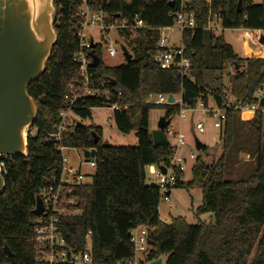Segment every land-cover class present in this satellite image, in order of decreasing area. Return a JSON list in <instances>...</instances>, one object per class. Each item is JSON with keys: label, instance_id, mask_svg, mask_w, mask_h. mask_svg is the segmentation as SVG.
Masks as SVG:
<instances>
[{"label": "trees", "instance_id": "1", "mask_svg": "<svg viewBox=\"0 0 264 264\" xmlns=\"http://www.w3.org/2000/svg\"><path fill=\"white\" fill-rule=\"evenodd\" d=\"M54 2L58 39L43 75L29 87L38 115L29 130L28 156L2 158L7 161L8 175L0 196V264H34L36 216L32 211L40 190L59 180L66 148L97 149L93 183L76 185L74 208L80 213L59 221L62 235L73 249L84 251L91 232L93 264L132 259L135 248L130 233L142 225L152 229L148 261L163 257L165 264H264L263 114L243 120L239 111L230 108L220 131L221 158L209 165L199 155L189 182L184 181L185 173L177 174L175 188L201 189L203 201L197 214L212 213V222L190 224L180 216L170 222L162 220L161 191L156 183H147L146 173L149 166L168 165L172 155L171 145H154L151 109L165 108L167 118L180 111L178 103L150 104L152 95L181 94L191 106L201 97L212 98L219 105H227L231 99L233 106L255 102V93L264 84V59L239 58L224 36L208 29V24L217 14L224 29H264V0L260 4L253 0H190L184 11L194 13L196 26L182 32L191 61L185 76L177 69L161 68L155 58L159 28L174 24L170 14L181 9L180 0H110L105 6L110 21L118 14L131 23L139 17L145 27L121 31L133 54L128 63L107 66L101 61L102 47H93L100 61L90 66L92 86L109 91L110 99L86 96L72 108L65 96L81 91L83 84L79 64L73 61L80 51V0ZM114 104L119 107L113 113L117 128L123 133L136 131L137 146H106L102 128L82 122L66 126L60 138L52 137L65 125L62 113L73 110L86 119L91 118L93 108ZM241 154L254 163L242 178L239 173L234 178ZM5 245L12 257L5 253Z\"/></svg>", "mask_w": 264, "mask_h": 264}, {"label": "built area", "instance_id": "2", "mask_svg": "<svg viewBox=\"0 0 264 264\" xmlns=\"http://www.w3.org/2000/svg\"><path fill=\"white\" fill-rule=\"evenodd\" d=\"M207 1L210 2V0ZM189 2L190 0H180L181 9L178 12L170 14L174 19V24L172 26L159 28L160 33L167 28L173 29L172 27L174 25H177L182 32L186 29L195 28L196 20L194 13L184 11V7ZM108 4H110V0H80V16L82 17L78 31L80 51L73 57V61L79 64L83 84L81 91L75 93L73 96H65L66 100L70 102L71 108L79 99L86 96H98L110 99L109 91L95 89L92 86L90 66L93 63V56L95 54L91 43L92 40L95 46L102 47L103 51L102 44L96 41L93 32H98L100 34L101 42H104L106 45V50L110 56L115 57L121 54L125 59L122 47L126 46L129 50V46L126 37L121 31L145 27L143 20L139 17H136L134 23H131L128 19L122 18L121 15L118 14L110 21L109 14L105 10V6ZM215 22L219 23V15L217 14H214L213 17L211 16L208 24V29L214 32L218 29L214 27ZM253 31H255L254 36L264 48V42H260V39L264 36V29ZM113 32L120 37L118 41L121 42V44L118 47L116 46V43H118L117 40L109 42V35ZM129 51L131 52V49ZM155 58L161 68L177 69L182 76H185L191 70V61L186 55L183 43L180 45L171 44L168 36H160L158 51ZM259 58L264 59V53ZM174 97L175 102L170 103L168 101V94H155L148 99V102L152 105L178 103L180 105L179 115L183 120L187 119L188 111L193 113L200 111L203 116L212 119L214 127L219 129V131L224 128L230 108L239 111L241 113V119L243 120H250L254 118L257 113L263 114L264 117V84L257 89L255 93L256 100L252 104L238 103L233 106L234 101L231 99L227 105H219L212 98L203 99L201 97L198 99L195 106H191V104L184 102L182 95H174ZM112 107L115 109L119 108L117 104H114ZM246 112L251 113V116L244 118ZM62 116L65 119L66 112L62 113ZM195 128L198 132H204L205 124L203 122H198ZM65 129V125L59 126L58 132L53 134L52 137L57 139L60 138L62 131ZM165 134L168 140L171 136L177 138L175 144L169 141L172 153L170 163L160 166L152 165L148 168L152 174L156 175V184L161 191V198L168 200V193L177 186V174L186 173L188 157L178 155V150L186 144L185 136L181 133L177 134L171 126L165 130ZM35 135L36 130L31 133L32 137ZM27 136L29 137V131ZM190 159L195 161L197 155L190 153ZM67 161V158L64 156V167L61 171L59 180L56 183L44 186L39 193L44 206V212L40 216H36L34 220V264H93L91 232L86 236V249L80 251L69 247L62 235L59 225L61 217L80 213V210L74 208L76 205L75 193L76 185L82 184L83 176L78 174L77 177L71 179L69 174L80 173V170L77 167H67ZM82 163H84V161ZM85 163L96 167V162L93 158L87 159ZM161 167H165V173ZM0 168L3 176L6 177L8 175L6 160H0ZM151 232L152 229L145 225L138 226L131 230V242L135 248V256L132 259L119 262L118 264H148L150 261H148L146 257L150 249L149 240Z\"/></svg>", "mask_w": 264, "mask_h": 264}, {"label": "water", "instance_id": "3", "mask_svg": "<svg viewBox=\"0 0 264 264\" xmlns=\"http://www.w3.org/2000/svg\"><path fill=\"white\" fill-rule=\"evenodd\" d=\"M56 13L54 0H0V160L28 156L27 133L38 115V105L29 94V87L43 75L57 42L59 24L55 22ZM260 42H264V36ZM91 43L95 47L93 40ZM122 49L126 63L130 62L133 54L126 46ZM99 61L100 58L94 55L91 67L97 66ZM168 101L175 102L173 94L169 95ZM171 122L166 115L159 119L152 131L155 146L169 145L165 130ZM98 141L99 137H96L95 142ZM195 146L200 151L204 145L196 139ZM83 152L86 159L97 156L95 148ZM161 169L166 172L165 167ZM5 187L6 177L0 168V196ZM43 212L42 199L38 195L32 214L40 216ZM4 251L13 256L8 245ZM162 263L163 258H158L148 264Z\"/></svg>", "mask_w": 264, "mask_h": 264}, {"label": "rangeland", "instance_id": "4", "mask_svg": "<svg viewBox=\"0 0 264 264\" xmlns=\"http://www.w3.org/2000/svg\"><path fill=\"white\" fill-rule=\"evenodd\" d=\"M254 4L262 3V0H253ZM214 27L218 28L215 33L222 34L225 40L233 47L235 53L239 58L248 59L252 57H260L263 55L264 48L259 43L258 39L254 36L255 31L247 28L239 29H224L221 23H216ZM173 29L167 28L161 31V36H168L171 44L180 45L182 43V31L179 30L177 25L172 27ZM96 41L101 43L103 46V54L101 61L107 66H118L125 63V59L121 54L115 57L109 55L106 50V45L101 42L100 34L93 32ZM117 40L116 46L118 47L121 42L120 37L115 33L109 35V42ZM131 47H129V50ZM228 73L231 75L233 69L228 68ZM229 74L225 77V82H229ZM181 95V94H178ZM115 108L113 107H95L91 110V118L83 119L78 116L73 110L66 112L65 126H73L77 122H82L85 125H95L102 128V137L105 144L112 146H137L138 138L136 131L129 133L121 132L114 121L113 113ZM166 115V109L162 107L152 108L150 111V126L152 131L156 129L159 119ZM244 118H247L244 116ZM171 127L177 132L185 136L186 144L178 150L179 156L188 157V164L185 173V182H189L192 179V167L195 163L194 160L190 159V153L201 155L202 159L209 165L216 163L222 156V144L221 134L219 129L215 128L211 118L203 116L200 111L193 113L187 112V119L183 120L177 113L171 118ZM198 122L205 124V131L198 132L195 128ZM34 131V130H33ZM198 139L207 150H197L195 146V140ZM169 141L173 144L177 142L176 137H169ZM64 156L67 158V167H77L80 173H70V178H75L78 174L83 176V184H91L94 180V174L96 173V167L91 166L86 162L84 152L78 148H66L63 151ZM241 154L239 156V162L234 166V178H242L245 174V170L249 169L254 163L252 160ZM84 161V163H82ZM244 171V172H242ZM147 183H156V175L150 172L147 168ZM239 173L238 176L236 174ZM163 195V194H162ZM169 199L164 200L161 198L159 206V214L164 221L170 222L172 218L184 217L188 223H210L213 221L212 213L197 214V208L202 205L203 193L201 189L195 188L188 190L185 187L173 188L171 194L168 195ZM211 215V216H210ZM252 258V257H251Z\"/></svg>", "mask_w": 264, "mask_h": 264}, {"label": "crops", "instance_id": "5", "mask_svg": "<svg viewBox=\"0 0 264 264\" xmlns=\"http://www.w3.org/2000/svg\"><path fill=\"white\" fill-rule=\"evenodd\" d=\"M168 194H171V191L168 193ZM211 216V215H210ZM160 217H161V215H160ZM161 219H162V217H161ZM211 219H213V217H211ZM163 220V219H162ZM167 222V221H166ZM212 222V221H211ZM163 258V257H162ZM162 264H165V258H163V263Z\"/></svg>", "mask_w": 264, "mask_h": 264}]
</instances>
